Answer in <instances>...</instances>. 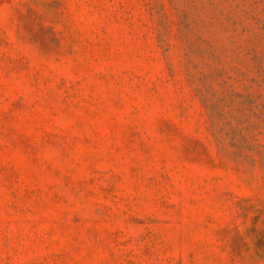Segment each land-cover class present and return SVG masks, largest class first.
Returning a JSON list of instances; mask_svg holds the SVG:
<instances>
[{
	"label": "rangeland",
	"instance_id": "obj_1",
	"mask_svg": "<svg viewBox=\"0 0 264 264\" xmlns=\"http://www.w3.org/2000/svg\"><path fill=\"white\" fill-rule=\"evenodd\" d=\"M0 264H264V0H0Z\"/></svg>",
	"mask_w": 264,
	"mask_h": 264
}]
</instances>
